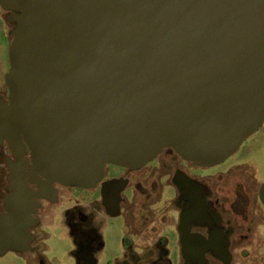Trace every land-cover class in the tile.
Instances as JSON below:
<instances>
[{"label":"water","instance_id":"water-1","mask_svg":"<svg viewBox=\"0 0 264 264\" xmlns=\"http://www.w3.org/2000/svg\"><path fill=\"white\" fill-rule=\"evenodd\" d=\"M0 6L19 11L0 101V145L17 159L0 257L31 250L29 183L91 188L107 165L139 169L166 149L212 167L264 125V0Z\"/></svg>","mask_w":264,"mask_h":264},{"label":"flooded vegetation","instance_id":"flooded-vegetation-1","mask_svg":"<svg viewBox=\"0 0 264 264\" xmlns=\"http://www.w3.org/2000/svg\"><path fill=\"white\" fill-rule=\"evenodd\" d=\"M5 12L8 21L19 11ZM239 151L219 165L204 167L166 149L139 169L107 165L91 188L29 183L37 223L31 230L32 248L22 254L39 250L34 244L42 218L63 208L78 247V264H96L103 246L98 224L111 219L124 221L126 252L141 250L126 253L123 260H115L117 264H149V258L162 264L153 251L159 250L163 258L169 245L179 247L180 264H237L252 245L251 233L264 238V204L259 196L264 183L258 184L249 165L238 160ZM10 160L5 159L9 177ZM9 177L2 213L10 206Z\"/></svg>","mask_w":264,"mask_h":264},{"label":"rangeland","instance_id":"rangeland-1","mask_svg":"<svg viewBox=\"0 0 264 264\" xmlns=\"http://www.w3.org/2000/svg\"><path fill=\"white\" fill-rule=\"evenodd\" d=\"M14 25L7 21L6 12L0 6V99L7 100L8 93L4 83V77L9 70V47L12 41V30ZM14 160V156L8 146L0 145V212L3 210L2 201L7 193L9 184V169L5 159ZM238 160L244 161L253 170L258 184L264 183V125L262 128L249 137L240 147ZM78 190H76L77 192ZM80 193V192H77ZM80 201V200H79ZM81 202V201H80ZM82 203V202H81ZM63 209V208H61ZM57 210L49 217L42 218V224L38 231L41 234L34 246L39 248V257L37 263L43 260L42 264H78L76 252L77 244L72 236L69 226L66 224L65 213ZM63 213V214H62ZM259 230L263 231L262 228ZM98 231L102 236V249L96 255V259L100 264L112 263L116 259H124L128 252L140 254V249L127 251L124 246V233L126 231L124 221L120 219H111L104 223L98 224ZM259 231V232H261ZM257 239V242L254 240ZM251 247L244 254V259H239L237 264H264V238L259 235L250 234ZM37 248V249H38ZM171 264L177 261L180 255V249L176 245H169ZM157 252V261H164L159 250ZM127 253V254H126ZM238 254V253H237ZM236 254V255H237ZM239 256V255H237ZM149 257L151 255L149 254ZM149 258V264H154ZM0 264H27L22 261V258L13 252H8L0 257Z\"/></svg>","mask_w":264,"mask_h":264},{"label":"crops","instance_id":"crops-1","mask_svg":"<svg viewBox=\"0 0 264 264\" xmlns=\"http://www.w3.org/2000/svg\"><path fill=\"white\" fill-rule=\"evenodd\" d=\"M1 213L2 212H0V214ZM30 247L32 248L31 245H30ZM16 254H18L22 258V261H24V263L33 264V263H37V261H38L37 255H39V250L37 252H34L32 254H28V255H25V254H22V253H16ZM235 259H237V256L236 255H235ZM46 264H48V263H46ZM96 264H100V262L97 260L96 261ZM107 264H112V263H107ZM114 264H117V263L114 262ZM172 264H180L179 257L177 258V261L173 262Z\"/></svg>","mask_w":264,"mask_h":264},{"label":"trees","instance_id":"trees-1","mask_svg":"<svg viewBox=\"0 0 264 264\" xmlns=\"http://www.w3.org/2000/svg\"><path fill=\"white\" fill-rule=\"evenodd\" d=\"M163 258H164V261L162 264H171V260H170V253L169 251L166 249L164 250V254H163Z\"/></svg>","mask_w":264,"mask_h":264}]
</instances>
